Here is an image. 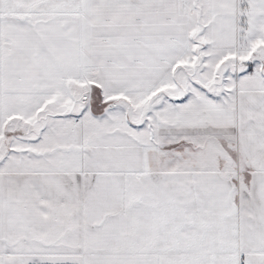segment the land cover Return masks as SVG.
<instances>
[{"label": "snow or ice", "instance_id": "1", "mask_svg": "<svg viewBox=\"0 0 264 264\" xmlns=\"http://www.w3.org/2000/svg\"><path fill=\"white\" fill-rule=\"evenodd\" d=\"M0 264H264V0H0Z\"/></svg>", "mask_w": 264, "mask_h": 264}]
</instances>
